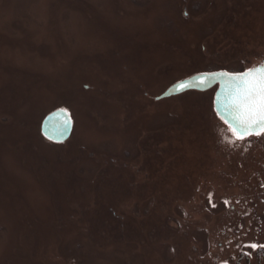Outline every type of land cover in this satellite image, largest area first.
I'll return each instance as SVG.
<instances>
[{"label": "rangeland", "instance_id": "obj_1", "mask_svg": "<svg viewBox=\"0 0 264 264\" xmlns=\"http://www.w3.org/2000/svg\"><path fill=\"white\" fill-rule=\"evenodd\" d=\"M263 11L0 0V264H232L236 240L264 243V141L233 144L195 112L212 94L156 100L196 74L263 63ZM58 109L75 124L65 145L41 133Z\"/></svg>", "mask_w": 264, "mask_h": 264}, {"label": "snow or ice", "instance_id": "obj_2", "mask_svg": "<svg viewBox=\"0 0 264 264\" xmlns=\"http://www.w3.org/2000/svg\"><path fill=\"white\" fill-rule=\"evenodd\" d=\"M223 119L233 144L250 136H264V63L243 72L223 73ZM225 203H228L227 201ZM253 250L264 245H248Z\"/></svg>", "mask_w": 264, "mask_h": 264}, {"label": "flooded vegetation", "instance_id": "obj_3", "mask_svg": "<svg viewBox=\"0 0 264 264\" xmlns=\"http://www.w3.org/2000/svg\"><path fill=\"white\" fill-rule=\"evenodd\" d=\"M244 3V2H243ZM255 3H256V5H257V3L259 4V5H261L262 3H264V0H255ZM248 6V5H247ZM249 6H250V4H249ZM248 6V7H249ZM229 7V10L232 8V6H228ZM236 8H237V10H236ZM233 7V9L235 10V11H240V8L241 7ZM250 8L252 9L253 7L252 6H250ZM229 10L226 12V13H228L229 12ZM255 10V9H254ZM260 12H262V11H260ZM264 12V11H263ZM221 20V19H220ZM264 20V19H263ZM264 63V62H263ZM243 71H245V70H243ZM242 71V72H243ZM226 72H228V73H236V72H233V70H227V69H219V70H216V71H208V72H205V73H200V74H196V75H194V76H192V77H190V78H187V79H184V80H182V81H180V82H178V83H175L173 86H175V85H177V84H179V83H181V82H184V81H186V80H189V79H191V78H193V77H195V76H200V75H212V74H218V73H226ZM172 86V87H173ZM171 88V87H170ZM169 88V89H170ZM222 88H223V86H222V84H220V83H218V84H216V85H214L212 88H210L209 90H207V91H205V92H198V91H190V92H187V93H184V94H182V95H180V96H175V97H171V98H177V97H181V96H183V95H187V94H195V95H198L199 97H202V96H204V95H208V94H212V99L210 100V106L209 105H207L205 102L204 103H202L201 105H200V107L198 106L197 108H196V111L195 112H200V113H202L203 115H215V117L217 118V120L220 122V124H223V125H225L229 130H231L230 128H229V126H228V124L227 123H225V121H224V119H223V108H222V103H221V100H220V98L221 97H223V94H222ZM168 89V90H169ZM167 90V91H168ZM167 91L163 94V95H161V96H159V97H157V101L158 102H160V101H162V100H166V99H170V98H165V99H163L162 97L167 93ZM61 110H64V111H66L65 109H58V110H55V111H53V112H51V113H49V114H47V117L49 116V115H52V114H54L55 112H58V111H61ZM66 112H68V111H66ZM68 114L71 116V114H70V112H68ZM71 118H72V116H71ZM46 119V118H45ZM44 119V120H45ZM72 120H73V124H74V119L72 118ZM44 122V121H43ZM43 124V123H42ZM74 128H75V124H74ZM74 130L75 129H73V134H74ZM41 133H42V127H41ZM73 134H72V137H73ZM42 135H43V133H42ZM44 136V135H43ZM71 137V138H72ZM45 138V137H44ZM71 138L66 142V143H64V144H56V143H53V142H51V141H49V142H51V143H53V144H55V145H65V144H67L70 140H71ZM249 138H257L258 140H262V141H264V136H260V137H257V136H250V137H247L245 140H247V139H249ZM46 139V138H45ZM242 141H244V140H242ZM145 154V153H144ZM145 155H147V154H145ZM147 157V156H146ZM153 158H154V161H153V178L152 179H157V180H160L159 179V172H160V154L159 153H156V152H154V156H153ZM144 162H146V163H148V161H145L144 160ZM262 162H264L263 160H262ZM150 163V162H149ZM123 167V166H122ZM149 180L148 179V175L147 176H144V180ZM126 182L128 183V181L126 180ZM144 183H147V182H145L144 181ZM175 198H177V197H175ZM152 214V213H151ZM156 213H155V211H154V214L153 215H155ZM257 222V221H256ZM209 226V225H208ZM226 227H224V228H222V231L225 229ZM207 230V232L209 233V229H206ZM221 230V229H220ZM245 240L246 239H242V240H236L237 241V243L235 244V245H233L238 251L235 253V256H234V261H233V263L232 264H264V248H257V249H255V250H252V248L251 247H248V245H251L250 243H248V245L247 246H245V244L243 243V242H245ZM242 243V245L241 246H236L238 243ZM255 244H257V245H264V243H255ZM243 247V248H242ZM232 248V245H228L227 247H225V251H224V255H223V258H224V260L227 258V257H224L225 256V254L227 253V250H229V249H231Z\"/></svg>", "mask_w": 264, "mask_h": 264}, {"label": "water", "instance_id": "obj_4", "mask_svg": "<svg viewBox=\"0 0 264 264\" xmlns=\"http://www.w3.org/2000/svg\"><path fill=\"white\" fill-rule=\"evenodd\" d=\"M222 74L223 73L195 76L171 87L162 98L180 96L190 91L205 92L218 83L223 86L225 80ZM220 100L223 105V97H221ZM73 129V120L68 112L64 110L49 115L42 124V133L44 137L56 144L66 143L72 137Z\"/></svg>", "mask_w": 264, "mask_h": 264}, {"label": "bare ground", "instance_id": "obj_5", "mask_svg": "<svg viewBox=\"0 0 264 264\" xmlns=\"http://www.w3.org/2000/svg\"><path fill=\"white\" fill-rule=\"evenodd\" d=\"M97 1H98V0H97ZM87 7H88V6H85V5H84L83 8H84V9H87ZM115 8H116V7H114V9H115ZM113 11H116V10H113ZM106 19L108 20V17H106ZM107 27H108V26L105 25V28H103V29H106V30H107V29H108ZM99 39H100V40H105L106 38L100 37ZM88 42H89V41H88ZM101 42H103V41H101ZM62 48H63V47H62ZM60 50H61V47H60ZM136 78H137L138 80H140L139 77H136ZM4 98H5V97H4ZM122 104H123V103H122ZM128 105H129V104H128ZM1 107H2V106H1ZM129 107H130V106H129ZM130 108H131V107H130ZM18 115L20 116V115H24V114H18ZM18 119H20V118H18ZM18 121H20V120H18ZM18 121H17V123H18ZM167 196H168V194H167ZM26 248H27V247H26Z\"/></svg>", "mask_w": 264, "mask_h": 264}]
</instances>
